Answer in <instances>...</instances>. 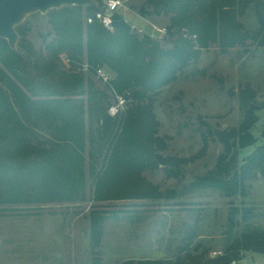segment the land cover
<instances>
[{"label":"rangeland","instance_id":"rangeland-1","mask_svg":"<svg viewBox=\"0 0 264 264\" xmlns=\"http://www.w3.org/2000/svg\"><path fill=\"white\" fill-rule=\"evenodd\" d=\"M122 1L125 7L119 14L138 36L146 35L170 48V16L152 15L146 0ZM141 8L149 15L142 17ZM236 22L242 32L251 34L258 28L252 7ZM182 33L187 35L186 30ZM52 37L49 16L31 15L21 25L19 52L30 46L34 54L27 61L31 67L35 59L41 69L54 65L46 78L62 92L57 99L73 103L83 100V135L79 142L57 141L59 170L50 174L65 183L56 190L41 178H27L22 163L32 160L34 154L22 155L18 145L5 143L12 133L0 120V264H194L192 258L212 260L223 255L234 208L251 207L256 219L250 224L264 229L261 174L247 180L243 196L233 198L200 186L205 177L218 176L220 157L226 164L230 158L234 160L235 170L219 176L221 180L230 179L264 144L263 47L248 39L232 48L216 43L198 49V60L174 83L153 95L147 108L146 97L136 99L132 92L118 96L110 90L109 83L115 76L108 69L100 67L110 78L103 82L85 63H71L63 55L58 61L49 57L44 47ZM188 39L197 48L196 39L192 35ZM32 73L38 75L39 71L33 68ZM78 75L91 82L99 98L101 92L108 97L100 104L106 103V114L114 122L113 135L120 133L132 113V135L120 143L125 151L116 147L112 153L98 113L87 116V95L78 96L63 87L62 81ZM118 98L124 104L112 115L111 106ZM252 105L258 107L251 109ZM246 109L254 111L258 122L249 131L254 143L243 145L238 129ZM37 126H32L36 139L46 148H54L57 142L48 128L41 120ZM214 129L225 132L222 142L214 136ZM36 139L30 140L32 146ZM153 154L164 157L160 165ZM120 155L123 160L115 158ZM114 159L122 162L118 171L115 167L107 170ZM26 166L37 167L33 161ZM234 218L240 222L235 233L243 232L241 217ZM96 232L95 242L92 237ZM238 264H264V254L247 252Z\"/></svg>","mask_w":264,"mask_h":264},{"label":"trees","instance_id":"trees-1","mask_svg":"<svg viewBox=\"0 0 264 264\" xmlns=\"http://www.w3.org/2000/svg\"><path fill=\"white\" fill-rule=\"evenodd\" d=\"M95 1L97 5L91 7H62L60 10L48 11L53 37L45 43L44 49L55 61L63 55L71 63H85L91 73L100 67L108 69L115 76L109 83L110 90L119 94L118 96L132 92L136 99L142 100L146 97L149 100L145 106L147 108H150V98L153 95L158 94L163 87L174 83L184 69L198 60V49H206L210 44L216 43L223 48H232L248 39L264 48L262 0H146L152 15L170 16L168 28L170 48H164L159 42L152 41L146 35L138 36L119 13L112 16V30H107L96 20L92 24H87L86 19L101 10V0ZM251 7L258 28L250 34L242 32V26L237 24L236 20ZM140 11L142 17L149 15V12L142 8ZM21 25L15 28L18 35L21 34ZM185 30L187 35L182 33ZM190 35L196 39L197 48L194 42L188 39ZM17 46L18 49L12 51L6 41L0 38V82L3 84L0 86V120L8 125V130L12 133V137L5 143L18 145L23 151H21L22 155L33 152L32 160H24L22 163L27 178L29 180L41 178L58 190L65 182L53 179L50 174L59 170L58 142L64 140L79 142L77 140L82 138L84 125L81 115L85 114L82 109L83 100L73 103L66 98L57 99L62 92L57 91L46 78L53 72L54 65H44L45 67L41 69L35 59L31 67L30 61H27L34 54L30 46L24 53L19 52V42ZM33 68L39 71L38 75L32 73ZM72 78L62 81L63 87L72 94L87 95V116L98 113L101 124L106 129L102 133L104 135L108 133L107 139L110 140L109 147L112 148V153L116 147L120 150L122 147L125 151L124 145L120 143L123 141L121 139L130 140L133 128L129 120L133 119L132 113L127 121H124L120 133L113 135L114 122L106 114V103L100 104V101L108 98L105 92H101L99 98L100 93L93 90L89 80L85 82L81 75ZM262 106L264 107V102ZM257 119L254 111L246 109L238 129V136L243 145L254 143L249 131L258 122ZM38 120L48 128V133L56 140L55 142L58 141L54 148H46L43 142L36 139V132L33 131L32 126L39 127ZM33 138L36 139V144L32 146L30 140ZM129 151L131 152V148ZM122 155L115 158L123 160ZM121 160L114 159L107 170L115 167L118 171ZM32 161L37 167L34 169L25 167ZM0 163L1 168L3 160H0ZM130 166L132 167V162ZM216 170V173L219 172L218 176L211 174L205 177L202 180L204 184L200 186L219 190L225 197L243 196L247 180L254 178L258 173L264 178V144L242 163L230 179L221 180L219 176L226 172L229 175L230 171L235 170L232 158L226 164L225 158L220 157ZM62 178L65 180V177ZM236 215H239L241 222L245 224L244 231L238 234L235 233V229L240 222L234 218ZM254 219L256 215L251 207L234 208L227 224L223 255L212 260L192 258L194 264H229L232 260H241L247 252L264 254V229L252 226L250 222ZM95 226L96 223L93 224V227ZM96 237L97 232L93 233L92 237L95 242ZM121 264L135 263L129 261ZM136 264L159 263L139 261Z\"/></svg>","mask_w":264,"mask_h":264},{"label":"water","instance_id":"water-1","mask_svg":"<svg viewBox=\"0 0 264 264\" xmlns=\"http://www.w3.org/2000/svg\"><path fill=\"white\" fill-rule=\"evenodd\" d=\"M97 5L95 0H0V38L5 40L9 48L13 51L18 49L17 43L19 35L15 28L35 14H47L51 10H60L62 7H91ZM256 106H250L256 109ZM214 136L219 142L223 141L224 131L214 129ZM100 152L98 155L100 156ZM154 159L160 165L164 157L153 154Z\"/></svg>","mask_w":264,"mask_h":264},{"label":"built area","instance_id":"built-area-1","mask_svg":"<svg viewBox=\"0 0 264 264\" xmlns=\"http://www.w3.org/2000/svg\"><path fill=\"white\" fill-rule=\"evenodd\" d=\"M124 7V2L122 0H103L101 10L97 11L94 15H92V17H88L86 19V23L92 24L93 21L96 20L107 30H112L113 14L119 13L121 9H124ZM96 74L103 82H108L110 79L100 68L96 70ZM123 104L124 100L122 98H118V101L111 106L110 113L112 115L117 114ZM239 261L240 260H232L229 264H238Z\"/></svg>","mask_w":264,"mask_h":264}]
</instances>
